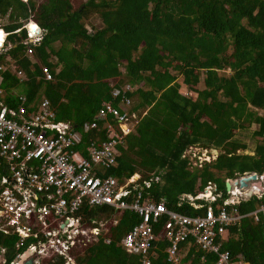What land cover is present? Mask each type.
<instances>
[{"label":"trees","instance_id":"trees-1","mask_svg":"<svg viewBox=\"0 0 264 264\" xmlns=\"http://www.w3.org/2000/svg\"><path fill=\"white\" fill-rule=\"evenodd\" d=\"M7 16L11 23L3 27L10 34L29 21L45 34L32 55L23 45L28 41L25 30L9 37L13 49L8 56L14 70L3 73L0 100L5 105L24 108L29 116L37 114L47 100L57 123L78 129L95 120L103 103L113 102L117 108L123 98L130 101L131 113L139 116L135 132L119 149L116 166L100 177L122 182L138 175L139 185L158 178L144 190L143 198L164 201L168 210L195 217L202 212L188 205L177 207L180 196L196 197L209 182L221 191L222 182L226 197L227 179L264 174V114L253 109L264 112V0H88L77 8L72 0H0V19ZM226 70L231 74L226 75ZM45 71L52 81H46ZM180 79L196 99L181 94ZM127 87L130 91H125ZM115 90L121 95L113 100ZM253 124L257 125L251 135L256 145L245 153L248 147L235 133ZM95 138L105 142L106 132L91 133L78 150ZM191 147L215 150L217 156L201 168L193 167L188 158L183 159ZM260 205L264 196L251 197L236 207L240 214H248ZM76 216L87 228L94 227L93 221L106 222V228L96 241L86 243L82 238L71 253L75 264L142 262L140 254L126 251L121 244L139 224L138 216L85 204ZM228 232L222 248L232 261L264 264L262 221L253 223L245 217ZM14 243V238L0 235L8 261ZM169 246L163 239L154 242L148 253L151 263L169 264ZM215 261V255L192 246L182 264Z\"/></svg>","mask_w":264,"mask_h":264},{"label":"built area","instance_id":"built-area-1","mask_svg":"<svg viewBox=\"0 0 264 264\" xmlns=\"http://www.w3.org/2000/svg\"><path fill=\"white\" fill-rule=\"evenodd\" d=\"M22 30L27 32L28 41L23 45L28 47L29 55L34 53L33 47L39 46L45 34L30 21L11 34L0 25V57L5 59V63L0 64V98L4 96L3 73L10 68L14 70V62L8 56L13 49L9 37L21 34ZM18 76L21 78L23 74ZM45 76L46 81L53 80L48 71ZM120 95L121 91L115 90L112 99ZM112 103H103L95 120L78 129L69 123H57L47 100L41 103L37 114L29 116L24 108L14 110L0 100V235L15 240L14 254L9 261L7 249L0 247V264H25L27 261L47 264L52 260L75 264L71 253L82 238L86 243L96 241L106 228L104 221H93V228L83 225L76 213L84 204L129 211L138 216L139 224L128 232L121 244L126 251L143 257L140 264H152L148 253L159 239L170 244L166 250L169 264H182L192 246L206 255H215L214 264H240L231 260L222 243L228 238V229L245 217L264 223V205L248 214H240L236 207L251 197L261 199L264 196V174L259 177L262 183L250 184L246 189L234 185L238 180L227 179L225 182L231 184V189L226 191V197L211 182L196 197H179L178 208L188 205L202 212L200 216L189 217L170 211L164 201L155 203L142 196L153 182L158 183V178L142 181L139 185L138 175L122 182L114 177H100L116 166L119 149L126 146L127 138L140 123L137 114L130 111V101L123 98L117 108ZM100 132H106L105 142L95 138L84 150H78L91 133ZM193 148L183 156L191 166L201 168L204 162L215 159L209 157L206 149L201 159L196 151L199 148L190 151ZM249 191L253 194L248 195ZM112 224L117 225V221ZM181 244L186 246L179 251Z\"/></svg>","mask_w":264,"mask_h":264},{"label":"rangeland","instance_id":"rangeland-1","mask_svg":"<svg viewBox=\"0 0 264 264\" xmlns=\"http://www.w3.org/2000/svg\"><path fill=\"white\" fill-rule=\"evenodd\" d=\"M86 1H88V0H72V3H73V5H74V7L75 8H77L78 6H80L81 4H83V3H85ZM11 22L9 21V16H7L6 18H1L0 19V25H3V26H5V25H9ZM101 22H99L98 21V25H96L97 26V28H99L100 26H101V24H100ZM100 24V25H99ZM89 31H91V28L90 27H88L87 28ZM59 47H60V45L58 44L57 45V48L59 49ZM225 74L226 75H229V74H231V71L230 70H226L225 71ZM183 80L182 79H180L179 80V83L181 84V90H180V92H181V94L182 95H184V96H189V97H192L193 99H196L197 98V95L192 91V90H190L188 87H186L184 84H183V82H182ZM198 89H200V90H202L203 88H204V85H203V83L202 84H200L198 87H197ZM253 108V107H252ZM254 110H256V111H258V114L259 115H263L264 114V112H263V110H259V109H255V108H253ZM137 118H138V120H139V117H138V115H137ZM257 129V125H255V124H253V125H251L248 129H246V130H240V131H238L237 133H235V138L237 139V140H239V141H242L243 143H245L246 145H247V147H248V150L245 152V153H250V152H252V150L254 149V147H255V145H256V141L254 140V139H252V137H251V135H252V133L254 132V130H256ZM134 132V131H133ZM205 148H202V150L201 149H197L196 151H198L199 152V158H201V159H203L204 157H205V155H206V151L204 150ZM195 151V149L193 148V149H191L190 151ZM209 151V150H208ZM211 151V150H210ZM215 154V153H214ZM208 157V156H207ZM209 157L211 158L212 156H211V154L209 155ZM235 181V180H234ZM219 187H220V189H221V191H223V189H224V185L222 184V182H219ZM243 188H245L246 189V187H243Z\"/></svg>","mask_w":264,"mask_h":264},{"label":"water","instance_id":"water-1","mask_svg":"<svg viewBox=\"0 0 264 264\" xmlns=\"http://www.w3.org/2000/svg\"><path fill=\"white\" fill-rule=\"evenodd\" d=\"M257 179H258L257 175H256V174H252V175H250V176H246V177L240 179V180L238 181V183H239V186L243 188V187H246V186H247V183H248L249 181H256ZM235 184H237V183H235ZM230 187H231V185H230L229 183H226V184H225V189H226V191H228V190L230 189ZM247 194H248V195H252L253 193H251V192L249 191ZM25 264H32V262H31V261H27Z\"/></svg>","mask_w":264,"mask_h":264},{"label":"clouds","instance_id":"clouds-1","mask_svg":"<svg viewBox=\"0 0 264 264\" xmlns=\"http://www.w3.org/2000/svg\"><path fill=\"white\" fill-rule=\"evenodd\" d=\"M25 1V0H24ZM30 22H33L34 23V25H36L38 28H40V29H42L37 23H35L34 21H30ZM27 25L29 24V22L28 23H26ZM25 24V25H26ZM24 25V26H25ZM43 30V29H42ZM89 31V30H88ZM89 32H91V31H89ZM208 152H207V154L208 155H210L211 154V156H214L215 158H216V156H217V151H215V150H212V149H206ZM211 150V151H210ZM215 153V154H214ZM212 160H214V159H212ZM256 174V173H255ZM250 175H252V174H250ZM250 175H247V176H250ZM257 175V174H256ZM262 176V175H261ZM246 177V176H245ZM257 177H258V179L256 180V181H249L248 183H247V186H246V188L250 185V184H255V183H257V182H261V180H260V176L259 175H257ZM235 180H238L239 181V178L238 179H235ZM233 182H234V180H232ZM238 181H236V182H234V185H236V186H238V187H240L239 186V183H238ZM226 183H228V182H225V184ZM235 183H237V184H235ZM262 183V182H261ZM230 184V183H229ZM231 185V184H230ZM257 185H259V184H257ZM242 188V187H241ZM230 189H231V187H230ZM229 189V190H230ZM226 190V189H225ZM236 194H238V193H236Z\"/></svg>","mask_w":264,"mask_h":264},{"label":"crops","instance_id":"crops-1","mask_svg":"<svg viewBox=\"0 0 264 264\" xmlns=\"http://www.w3.org/2000/svg\"><path fill=\"white\" fill-rule=\"evenodd\" d=\"M261 182H257V184H260ZM249 218H252V217H249ZM252 220H253V218H252ZM253 223H256V222H254V220H253ZM239 224H240V222L238 223V224H236V225H234V226H239ZM241 264V263H240ZM245 264V263H244Z\"/></svg>","mask_w":264,"mask_h":264},{"label":"bare ground","instance_id":"bare-ground-1","mask_svg":"<svg viewBox=\"0 0 264 264\" xmlns=\"http://www.w3.org/2000/svg\"><path fill=\"white\" fill-rule=\"evenodd\" d=\"M31 30L34 31L35 27L33 25H31ZM35 32V31H34ZM36 33V32H35Z\"/></svg>","mask_w":264,"mask_h":264}]
</instances>
